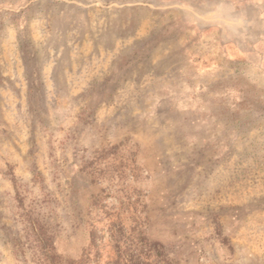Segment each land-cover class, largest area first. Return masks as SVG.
I'll list each match as a JSON object with an SVG mask.
<instances>
[{"label": "rangeland", "instance_id": "obj_1", "mask_svg": "<svg viewBox=\"0 0 264 264\" xmlns=\"http://www.w3.org/2000/svg\"><path fill=\"white\" fill-rule=\"evenodd\" d=\"M121 142L170 264H264V0H0V264L81 255Z\"/></svg>", "mask_w": 264, "mask_h": 264}, {"label": "trees", "instance_id": "obj_2", "mask_svg": "<svg viewBox=\"0 0 264 264\" xmlns=\"http://www.w3.org/2000/svg\"><path fill=\"white\" fill-rule=\"evenodd\" d=\"M130 148L127 142L112 145L89 164L107 186L92 198L94 215L89 224V243L78 258L56 253L47 228L37 221L28 222L45 264H170L162 246L144 231L139 208L141 193L132 186L141 169L137 154ZM109 195L117 201L113 207L106 202Z\"/></svg>", "mask_w": 264, "mask_h": 264}]
</instances>
